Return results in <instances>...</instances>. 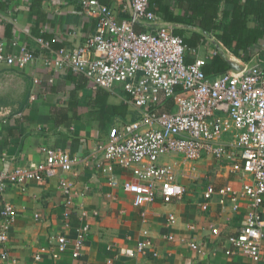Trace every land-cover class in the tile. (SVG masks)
Returning <instances> with one entry per match:
<instances>
[{
  "label": "crops",
  "instance_id": "crops-1",
  "mask_svg": "<svg viewBox=\"0 0 264 264\" xmlns=\"http://www.w3.org/2000/svg\"><path fill=\"white\" fill-rule=\"evenodd\" d=\"M100 1L112 7L119 19L129 17V0ZM234 2L246 14L231 27ZM148 7L157 22L136 28L152 30L170 24L172 33L187 44L185 61L205 59L208 77L221 74L223 62L227 63L216 44L229 57L264 69V24L259 20L264 18V0H149ZM94 28V18L82 10V0H0V40L11 52L27 49L34 54L24 68L0 63V171L42 161V145L63 149L77 160L67 172L58 171L40 181L26 180L22 185L8 183L0 192V212L4 203L15 210L8 240L4 247L0 244V264H70L71 247L52 255L47 249L58 234L75 236L81 213L86 214L83 221L89 231L76 264H251L241 253L228 256L223 251L226 239L243 225L246 201L240 200L234 210L229 196L223 202L217 193L204 198L208 185L241 189L247 177L231 172L229 163L207 156L184 161L181 156L167 155L160 162L175 163L176 181L183 187L180 198L164 202L158 196L151 203L135 206L133 194L122 188L130 171L95 150L107 140L112 127L135 120L137 109L122 84L112 90L94 87L70 68L45 63L59 48L82 44ZM236 30L263 35L247 45L245 38L225 45L220 36L226 41ZM161 107L174 110L171 100ZM108 165L110 170H105ZM60 177L72 184L68 206L58 187ZM204 203L206 209L201 207ZM170 214L175 218L172 225L167 224ZM190 242L198 244L203 253L191 248ZM261 247L259 264H264V239ZM41 248L47 251L35 260ZM122 249H132L134 254H123ZM3 250L8 252L6 259Z\"/></svg>",
  "mask_w": 264,
  "mask_h": 264
},
{
  "label": "built area",
  "instance_id": "built-area-1",
  "mask_svg": "<svg viewBox=\"0 0 264 264\" xmlns=\"http://www.w3.org/2000/svg\"><path fill=\"white\" fill-rule=\"evenodd\" d=\"M129 17L119 19L113 8L100 0H82V10L94 18V32L82 44L73 48H59L53 57L45 60L55 68H70L83 75L94 87L112 90L118 83L137 109L135 120L110 129L107 140L96 146L103 158L128 169L130 177L122 188L133 194V204L143 206L160 196L164 202L180 198L183 187L177 181L175 163L160 162L162 156L180 154L184 161L203 157L226 161L231 172L247 177L240 190L230 185H208L204 191L207 200L212 194L229 196L232 208H239L245 200L247 212L239 232L226 239L223 251L232 256L241 253L259 264L263 259L261 241L264 239V69L255 64L243 71H226L208 77L203 66L206 61L196 57L185 61L187 44L172 33L168 26L152 30H138L157 22V15L149 9V0H129ZM43 46L48 43L37 40ZM34 54L27 49L9 51L0 40V63L24 68ZM171 100L172 108L161 104ZM172 106V105H171ZM233 130L230 137L226 134ZM43 160L26 166L0 171V192L8 183L22 185L26 180H43L58 171L67 172L77 161L63 149L42 145ZM105 170H110L108 165ZM58 187L65 204L71 203L72 184L60 177ZM206 209L207 203L202 204ZM68 211L65 216H68ZM75 236H54L49 248L41 253H63L71 247L70 264L80 258L89 224L83 221ZM0 244L4 247L15 219V210L4 203L0 212ZM175 222L169 215L167 224ZM217 233V228L212 229ZM191 248L203 253L198 244ZM47 249V250H46ZM121 253L133 255L132 249ZM2 258L8 257L3 250Z\"/></svg>",
  "mask_w": 264,
  "mask_h": 264
},
{
  "label": "trees",
  "instance_id": "trees-1",
  "mask_svg": "<svg viewBox=\"0 0 264 264\" xmlns=\"http://www.w3.org/2000/svg\"><path fill=\"white\" fill-rule=\"evenodd\" d=\"M234 4H235V7H234L233 11L230 13L231 18L229 20V23H230V26L231 27H236L237 24H238V18H241V16L243 14H246L245 8H242V6H240L239 4H237L235 2H234ZM212 13L215 14V12H212ZM223 14L224 15H228L226 11H223ZM259 20H261L262 23L264 24V18L259 19ZM225 26H226V24H222V28L224 27V29H225ZM262 31H264V26H263ZM260 35H263V34H259V35H255V36H250V34H242V32L240 30H236V32L233 33L230 36L231 39H227L226 41H224L223 35H221L220 38L223 40V43H225V45H229L230 42L233 39H236V40L238 39L239 41H241V40H243L245 38V41H247V43H246V45H247L249 43V41H255ZM223 63H224V65H222L221 68H220L222 70L221 73L228 71V65H227V63H225V62H223ZM203 70H204V67H203Z\"/></svg>",
  "mask_w": 264,
  "mask_h": 264
},
{
  "label": "water",
  "instance_id": "water-1",
  "mask_svg": "<svg viewBox=\"0 0 264 264\" xmlns=\"http://www.w3.org/2000/svg\"><path fill=\"white\" fill-rule=\"evenodd\" d=\"M161 25L170 27V24L162 23ZM203 33L207 37L209 36L206 32H203ZM209 38L212 39L211 37H209ZM216 46L218 47L219 53L223 56V58L225 59V61L229 65V70L230 71L239 72V71H243V70L255 65V64H252L250 66H247V65L243 64L242 62H240V60H238L237 58L229 57L226 53L222 52L217 44H216Z\"/></svg>",
  "mask_w": 264,
  "mask_h": 264
},
{
  "label": "rangeland",
  "instance_id": "rangeland-1",
  "mask_svg": "<svg viewBox=\"0 0 264 264\" xmlns=\"http://www.w3.org/2000/svg\"><path fill=\"white\" fill-rule=\"evenodd\" d=\"M232 133H233V130H230L226 135H232ZM175 155H177V156H181L180 154H175ZM182 157V156H181ZM167 156L166 157H164V156H162L161 158H160V161H162V160H167Z\"/></svg>",
  "mask_w": 264,
  "mask_h": 264
}]
</instances>
